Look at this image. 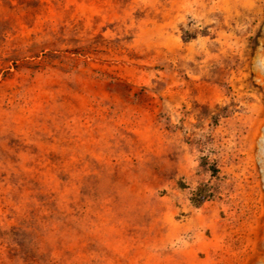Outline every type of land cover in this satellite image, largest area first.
<instances>
[{"label":"rangeland","instance_id":"1","mask_svg":"<svg viewBox=\"0 0 264 264\" xmlns=\"http://www.w3.org/2000/svg\"><path fill=\"white\" fill-rule=\"evenodd\" d=\"M37 1L7 45L96 53L0 80L12 261L264 264V0Z\"/></svg>","mask_w":264,"mask_h":264},{"label":"trees","instance_id":"2","mask_svg":"<svg viewBox=\"0 0 264 264\" xmlns=\"http://www.w3.org/2000/svg\"><path fill=\"white\" fill-rule=\"evenodd\" d=\"M17 7L28 12L37 9V0H18ZM10 0H0V3H9ZM36 15H31L27 19L28 23L34 21ZM28 18V17H27ZM27 24V23H26ZM8 35H14V30L11 28L9 19L0 18V80L11 79L14 75L22 74L21 80H25L27 70L35 74L40 70H47L45 68H63L67 61H74L75 63L83 62L89 63L87 58L89 55L95 54V49H89L81 45H73L67 47L56 43H41L31 41V38L22 36L18 37L20 43L17 46L7 45L5 43ZM35 38L41 36L40 33L34 35ZM40 38H50V32ZM82 58V59H81ZM93 62V61H92ZM63 214L53 216L55 222L63 219ZM20 242L14 238V232L11 226L4 228L0 227V264H19L24 261L22 255L16 254L14 261H12L10 254L18 249ZM41 260V259H40ZM13 262V263H12Z\"/></svg>","mask_w":264,"mask_h":264}]
</instances>
